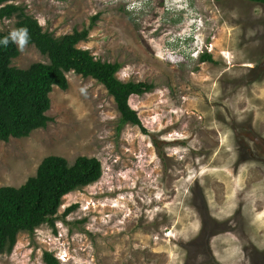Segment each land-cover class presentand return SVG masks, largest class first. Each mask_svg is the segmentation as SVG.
<instances>
[{
	"label": "rangeland",
	"instance_id": "374dc122",
	"mask_svg": "<svg viewBox=\"0 0 264 264\" xmlns=\"http://www.w3.org/2000/svg\"><path fill=\"white\" fill-rule=\"evenodd\" d=\"M16 3L57 37L88 28L79 48L120 63L121 80L155 88L130 99L147 131L118 130L105 86L71 71L69 88L50 94L46 128L0 140V186L22 185L49 155L69 164L95 157L102 166L99 181L64 196L54 226L21 232L0 264H47L45 251L60 264H264V4ZM187 3L183 16L164 9L183 13ZM190 17L201 24L196 45L182 40ZM16 21L1 19L0 32ZM202 42L211 61L193 56ZM35 62L49 61L27 44L11 64Z\"/></svg>",
	"mask_w": 264,
	"mask_h": 264
},
{
	"label": "trees",
	"instance_id": "16d2710c",
	"mask_svg": "<svg viewBox=\"0 0 264 264\" xmlns=\"http://www.w3.org/2000/svg\"><path fill=\"white\" fill-rule=\"evenodd\" d=\"M18 0H0V20L16 16V27H27L30 41L49 62H35L27 68L11 64L19 51L16 43L7 48L0 46V140L28 137L34 130L46 128L53 120L47 113L51 108V92L55 86L69 88L67 74L74 71L84 78H93L104 85L116 102L120 112L118 130L127 124L146 128L130 99L134 95L151 92L155 85L148 81H123L118 77L122 65L102 61L88 49L77 46L88 38L89 29L55 36L43 29L38 20L16 3ZM264 4V0H249ZM9 31L0 32V38ZM22 43L26 37L19 34ZM211 61L207 52L200 57ZM102 166L95 157L79 156L72 164L59 155L42 159L34 175L17 187L0 186V254H9L17 244L21 232L33 234L43 224L54 226L65 195L94 184L101 179ZM76 205L69 206L63 216L70 214ZM47 264H60L48 251Z\"/></svg>",
	"mask_w": 264,
	"mask_h": 264
},
{
	"label": "clouds",
	"instance_id": "9594fccd",
	"mask_svg": "<svg viewBox=\"0 0 264 264\" xmlns=\"http://www.w3.org/2000/svg\"><path fill=\"white\" fill-rule=\"evenodd\" d=\"M140 1V0H137ZM181 5V10H185L183 13L177 12L175 10H173L172 8L169 10L166 6L164 9H166L169 13H176L179 14L181 16H183L185 13L189 12L190 9H188V7L191 5V3H187L186 5ZM130 8L133 9L132 7V2L131 4H129ZM191 20V24L189 27V32L187 33V35L185 37H182V40L185 41L186 43H191L194 42V45L197 44V42L199 41V30H200V22L194 17H190ZM19 34H23L26 37V40L24 43H19L17 41V36ZM181 40V38L179 39ZM178 40V41H179ZM30 41V34H29V30L27 29V27H21L18 29H13L8 36L0 38V46H3L4 48H7L9 46L10 43H16L17 44V50L23 52L27 46V43ZM208 49V46L206 43L202 42L201 45L199 47H197V50L195 51V54H193V56H198L200 54H203L206 52V50ZM197 52V53H196Z\"/></svg>",
	"mask_w": 264,
	"mask_h": 264
}]
</instances>
